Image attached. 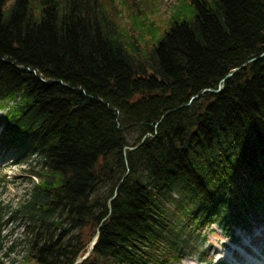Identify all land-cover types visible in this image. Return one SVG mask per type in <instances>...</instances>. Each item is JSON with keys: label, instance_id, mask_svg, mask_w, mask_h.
I'll use <instances>...</instances> for the list:
<instances>
[{"label": "trees", "instance_id": "1", "mask_svg": "<svg viewBox=\"0 0 264 264\" xmlns=\"http://www.w3.org/2000/svg\"><path fill=\"white\" fill-rule=\"evenodd\" d=\"M157 1L0 0V147L41 158L23 260L98 229L79 264H178L181 231L264 223V0Z\"/></svg>", "mask_w": 264, "mask_h": 264}, {"label": "rangeland", "instance_id": "2", "mask_svg": "<svg viewBox=\"0 0 264 264\" xmlns=\"http://www.w3.org/2000/svg\"><path fill=\"white\" fill-rule=\"evenodd\" d=\"M174 1L177 3V0L157 1L159 3L155 7L156 12L154 14L157 23L161 25L166 23L167 18L170 16L168 6ZM149 4L152 5V3ZM126 24L125 28H129V30H131V27L135 28L128 21H126ZM133 32V30L129 31V34ZM137 34V31H135L134 35L138 36ZM139 34L141 33L139 32ZM144 38L149 37L146 38L144 34ZM9 102L12 103V101ZM4 111L5 107H0V116ZM132 128L125 130L129 142H133L139 135V130L136 127ZM0 153L7 156L2 161L0 160V264H32L27 260H23L27 250V236L29 235L24 225L30 223V221L24 220L18 214L16 217L10 215L14 209L30 198L34 183L40 179V175L32 172L31 169L39 170L41 158L35 152L28 156H22L21 152L14 149L2 148ZM106 187L102 185L100 191H105ZM259 215L260 212H257V217ZM211 227L213 231L206 228L202 231L206 238H201L199 235L188 236L187 232H180V236L186 240L188 248V253L183 260L191 257L196 259L198 264H243L248 255L255 256V253H252L258 248L264 251V223L256 224V227L248 234L242 231L238 233L236 227L234 235L236 239L223 236L215 223ZM92 237L85 246V251L80 254H84L88 250ZM245 240H248V242L244 246ZM12 244L15 245L13 249H10ZM243 249L244 251H241ZM250 249H253V251L250 252ZM200 257L206 258L199 261Z\"/></svg>", "mask_w": 264, "mask_h": 264}, {"label": "water", "instance_id": "3", "mask_svg": "<svg viewBox=\"0 0 264 264\" xmlns=\"http://www.w3.org/2000/svg\"><path fill=\"white\" fill-rule=\"evenodd\" d=\"M243 65H244V64H243ZM243 65H241V66H243ZM241 66L233 68L232 71L229 72L225 77L230 76L235 70H237V69L240 68ZM225 77H224V78H225ZM223 80H224V79L222 78L221 82H223ZM221 86H222V83L219 84V88H220ZM204 90H212V89L208 88V89H204ZM194 97H196V95H195V96H192V98H194ZM124 155H125V154H124ZM97 235H98V229L96 230L94 236H93L92 239H91L92 241H91L90 244H89V248H88V250H87L84 254H78V255L75 257V259L73 260V262H72L71 264H78V263L82 262L84 259H86V258L90 255V253H91V251H92V249H93V245H94V243H95V241H96Z\"/></svg>", "mask_w": 264, "mask_h": 264}, {"label": "bare ground", "instance_id": "4", "mask_svg": "<svg viewBox=\"0 0 264 264\" xmlns=\"http://www.w3.org/2000/svg\"><path fill=\"white\" fill-rule=\"evenodd\" d=\"M254 255L255 256H251V258L247 261L249 262L248 264H252V262L256 264H264V251L258 248ZM181 264H198V262L194 258L187 257L181 262Z\"/></svg>", "mask_w": 264, "mask_h": 264}]
</instances>
